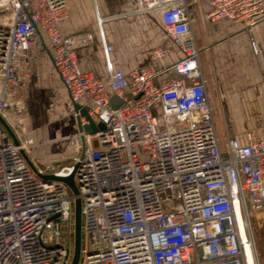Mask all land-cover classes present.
<instances>
[{
	"label": "built area",
	"instance_id": "2783aa9c",
	"mask_svg": "<svg viewBox=\"0 0 264 264\" xmlns=\"http://www.w3.org/2000/svg\"><path fill=\"white\" fill-rule=\"evenodd\" d=\"M135 2L137 13L160 15L183 57L172 65L179 77L157 84L151 69L133 70L124 95L121 70L108 66L106 78H95L78 68L75 51L90 38L62 34L67 0H0V116L17 139L0 123V264H71L76 198L77 264H256L249 219L264 210V138L246 145L231 138L221 147L190 4ZM210 3L207 19L243 23L248 33L264 20V0ZM39 33L50 41L53 68L70 100L105 126L78 129L68 140L75 153L57 168L29 157L31 166L15 126L23 124L28 51ZM250 46L261 57L264 81L261 46L253 38ZM164 54L163 47L151 53ZM71 174L76 194L47 178Z\"/></svg>",
	"mask_w": 264,
	"mask_h": 264
},
{
	"label": "crops",
	"instance_id": "0c3cea01",
	"mask_svg": "<svg viewBox=\"0 0 264 264\" xmlns=\"http://www.w3.org/2000/svg\"><path fill=\"white\" fill-rule=\"evenodd\" d=\"M186 1L190 4L192 31L212 111H215L214 121L221 147L225 148L231 138L242 145L263 139L262 61L253 54L250 39L259 43L264 56V20L248 33L243 23L226 18L207 19L211 0H197L195 4L193 0ZM60 30L63 35L90 38L75 51L78 68L95 78H106L108 66L121 70L127 77L124 95L130 93V73L135 69H151L154 84L179 77L172 65L183 57L182 52L164 33L160 15L157 12L137 13L135 0H67V14L60 22ZM158 47H163L165 54L154 58L151 53ZM28 56L31 76L23 113V131L26 127L32 133L44 126L48 109L53 104L64 108L70 106L72 112L74 109L60 76L53 68L52 50L46 35L39 33ZM111 97L117 104L123 100L112 92ZM73 118L74 121L68 123L48 126L44 139L49 141V147L43 154L47 161H70L71 152L61 150L59 138L77 132V119ZM56 128L62 132L57 138Z\"/></svg>",
	"mask_w": 264,
	"mask_h": 264
},
{
	"label": "rangeland",
	"instance_id": "374dc122",
	"mask_svg": "<svg viewBox=\"0 0 264 264\" xmlns=\"http://www.w3.org/2000/svg\"><path fill=\"white\" fill-rule=\"evenodd\" d=\"M65 102H67L68 104L67 98H65ZM214 113H213V117H214ZM73 116L74 114L71 111L70 106H65L64 108L63 106L58 107L57 105L53 104V106L50 109H48L47 119L43 124L44 126H42L39 129H36V131H33L31 133V130H28L25 127V132H24L23 118H22V123H23L22 125L20 123L21 121L19 122L20 125L17 122L15 123L19 137L26 145V148L28 150V155L31 156L37 164H41V165L48 164L53 166L54 168H57L69 162V160L59 161V162L47 161L46 159L43 158V154L49 147V141L47 139H44V136L48 132L49 125H53V124L58 125L59 123H68L69 121H74ZM73 133L72 135H74L76 132L74 134ZM61 135H62L61 130L56 128V132H55L56 137L55 136L54 137L57 138L60 137ZM71 136L68 137L61 136V138H59V141L63 148L61 150L68 149L69 152H71V155H73L75 153V148L71 146L68 147V140ZM249 222H250V236L254 246L256 264H264V210L260 212L252 213L250 215Z\"/></svg>",
	"mask_w": 264,
	"mask_h": 264
},
{
	"label": "water",
	"instance_id": "95a60500",
	"mask_svg": "<svg viewBox=\"0 0 264 264\" xmlns=\"http://www.w3.org/2000/svg\"><path fill=\"white\" fill-rule=\"evenodd\" d=\"M73 109L74 112L77 113V125L78 129L80 131H84L86 133H93L97 130L104 129L105 126L103 123H95L92 118L88 115L86 108L82 107L80 104L73 103ZM81 118H84L86 123L81 122ZM0 123L3 126V128L7 131V133L11 136V138L17 143V139L12 132L11 128L8 126V124L5 122V120L0 116ZM23 155L27 162L33 166L31 159L29 156L23 152ZM47 178L49 179H57L60 181H63L65 184H67L70 189L76 194L77 189L74 183L73 174L67 177H56L54 175H50ZM81 202L79 198L75 199V205H74V249H73V256L71 260V264H77L79 260V252H80V239H81Z\"/></svg>",
	"mask_w": 264,
	"mask_h": 264
}]
</instances>
